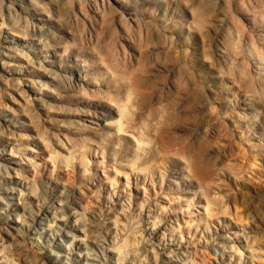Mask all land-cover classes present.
Wrapping results in <instances>:
<instances>
[{"label":"rangeland","instance_id":"374dc122","mask_svg":"<svg viewBox=\"0 0 264 264\" xmlns=\"http://www.w3.org/2000/svg\"><path fill=\"white\" fill-rule=\"evenodd\" d=\"M0 264H264V0H0Z\"/></svg>","mask_w":264,"mask_h":264},{"label":"bare ground","instance_id":"6f19581e","mask_svg":"<svg viewBox=\"0 0 264 264\" xmlns=\"http://www.w3.org/2000/svg\"><path fill=\"white\" fill-rule=\"evenodd\" d=\"M130 98V97H129ZM131 99V98H130ZM127 101H130V103L133 101H131V100H127ZM135 101V100H134ZM122 102V101H121ZM124 102V101H123ZM126 102V101H125ZM132 104H133V102H132ZM134 107V106H133ZM131 108V107H130ZM125 112V111H124ZM135 115V114H134ZM131 120V119H130ZM136 120V119H135ZM134 121V120H133ZM138 121V120H137ZM133 123H135V122H133ZM123 124V123H122ZM140 126V125H139ZM137 127V126H136ZM151 127V126H150ZM129 128L130 129H132L130 126H129ZM142 128V127H141ZM121 130H123L122 128H121ZM134 130H135V128H134ZM138 130V129H137ZM147 130V129H146ZM123 131H125V132H128L127 130H123ZM124 132V133H125ZM136 132V131H135ZM132 133H134V132H132ZM137 133V132H136ZM138 134V133H137ZM139 140H140V138H139ZM138 141V140H137ZM138 143H140V142H138ZM198 166H199V164H197V163H192V165L190 166V168H191V170L195 173V174H197V175H199L200 174V172L198 173L197 171H198ZM205 171H206V169H205ZM206 173V172H205ZM194 174V175H195ZM113 180V179H112ZM114 181V180H113ZM141 208H142V211L143 212H148V218H150V217H153V218H155V220L153 221V228H149V231L151 232L150 234H151V236H153L155 239H158L159 240V242L160 243H162V242H166V237H164V233H163V235L162 236H160L161 234H160V231H161V229H163V228H165L166 229V227H167V224L165 223V221L164 220H162V219H160V214L164 211V208L162 207V206H159V208L158 207H155V206H153L152 204H142L141 205ZM45 211H47V213L49 212V210H48V208H45V209H43V211H42V215H46V214H44L45 213ZM52 212V211H51ZM164 212H166V210L164 211ZM50 213V212H49ZM57 213V212H56ZM36 216H40L39 215V213L36 215ZM41 217V216H40ZM26 222V221H25ZM50 222V221H49ZM22 224V223H21ZM117 224V223H116ZM23 225V224H22ZM49 226H50V224H49ZM158 234H160V235H158ZM74 237V236H73ZM161 245H164L163 243L161 244ZM165 246V245H164ZM20 247V246H19ZM21 250H24V249H22V248H18L17 247V251L18 252H23V251H21ZM180 252V251H179ZM24 253V252H23ZM177 254H179V255H183L184 256V254L183 253H177ZM168 255H170L169 257L171 258V259H174V260H181L182 259V257H180V256H178V257H176L175 258V256H176V254H174V253H172V254H168Z\"/></svg>","mask_w":264,"mask_h":264}]
</instances>
